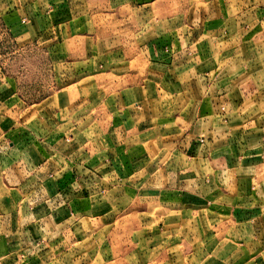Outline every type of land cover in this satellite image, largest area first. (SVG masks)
Returning <instances> with one entry per match:
<instances>
[{
    "label": "crops",
    "instance_id": "crops-1",
    "mask_svg": "<svg viewBox=\"0 0 264 264\" xmlns=\"http://www.w3.org/2000/svg\"><path fill=\"white\" fill-rule=\"evenodd\" d=\"M65 67L0 68V264H264V0H0Z\"/></svg>",
    "mask_w": 264,
    "mask_h": 264
},
{
    "label": "rangeland",
    "instance_id": "rangeland-1",
    "mask_svg": "<svg viewBox=\"0 0 264 264\" xmlns=\"http://www.w3.org/2000/svg\"><path fill=\"white\" fill-rule=\"evenodd\" d=\"M41 47H17L9 37L0 32V68L13 76L20 95L27 102L40 100L56 90L67 70L65 67H53Z\"/></svg>",
    "mask_w": 264,
    "mask_h": 264
}]
</instances>
